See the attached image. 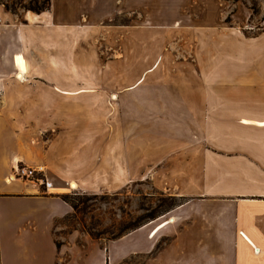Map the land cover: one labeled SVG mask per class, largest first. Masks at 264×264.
<instances>
[{
    "label": "crops",
    "instance_id": "crops-1",
    "mask_svg": "<svg viewBox=\"0 0 264 264\" xmlns=\"http://www.w3.org/2000/svg\"><path fill=\"white\" fill-rule=\"evenodd\" d=\"M205 12L203 0L0 5V264H264V30L232 43L227 70L210 56L208 74L201 41L192 68L174 40ZM18 164L42 167L44 189ZM150 177L178 198L164 215L104 243L58 241L73 215L60 194Z\"/></svg>",
    "mask_w": 264,
    "mask_h": 264
},
{
    "label": "rangeland",
    "instance_id": "rangeland-1",
    "mask_svg": "<svg viewBox=\"0 0 264 264\" xmlns=\"http://www.w3.org/2000/svg\"><path fill=\"white\" fill-rule=\"evenodd\" d=\"M203 1L206 5L205 16L202 14L191 15L189 18L191 32L187 33V37L176 33L174 40L189 45L187 46L189 53L186 52V56L191 61L192 68H197L196 60H194L196 58L195 49H197L195 46L200 40L202 45L201 56L206 58V62L204 64L201 62L199 66L204 72L211 74L215 65L209 63L210 56L221 54L223 63L216 67L220 68L221 66L227 70L232 65L227 63L225 59L233 54L231 48L233 42L252 39L264 30V0ZM0 5L8 12L15 13L28 7L46 5V0H0ZM131 18L133 17L126 16L117 18L112 22L128 23ZM262 39H264V35ZM215 41L218 48L213 47ZM177 47L183 51L181 47ZM108 50L103 46L97 48L101 57L108 56L110 51L115 53V49ZM240 50H245V47L240 48ZM173 51L179 54L176 49ZM206 82L208 87L214 86L213 78H206ZM65 193L70 195L76 209L72 216L56 222L54 233L58 241L64 239L67 232L77 230L104 243L124 232L138 228L143 222H151L159 218L174 203L178 202V198L170 196L165 187L161 189L153 186L151 177L138 183L130 182L115 191L82 192L70 190ZM152 225L148 227L151 228ZM161 233V236L155 239L153 252L163 247L168 240L165 232ZM126 262L133 264L135 262L134 257H128Z\"/></svg>",
    "mask_w": 264,
    "mask_h": 264
},
{
    "label": "built area",
    "instance_id": "built-area-1",
    "mask_svg": "<svg viewBox=\"0 0 264 264\" xmlns=\"http://www.w3.org/2000/svg\"><path fill=\"white\" fill-rule=\"evenodd\" d=\"M42 167H28L26 165L18 164L16 167H14L13 175L17 178H23V179H31L35 180L38 183H44V176L43 178H36L38 174L42 175Z\"/></svg>",
    "mask_w": 264,
    "mask_h": 264
},
{
    "label": "trees",
    "instance_id": "trees-1",
    "mask_svg": "<svg viewBox=\"0 0 264 264\" xmlns=\"http://www.w3.org/2000/svg\"><path fill=\"white\" fill-rule=\"evenodd\" d=\"M48 6H49V0H46V5H43V6H36V7H28L27 9H30V10H32V11H36V12H39V11H41V10H45L46 8H48ZM43 178V175H41V174H38V176H36V178ZM40 187H41V189H44V183L42 182V183H40ZM60 197L64 200V201H66V202H68L70 205H71V207L73 208V211H75V209H76V205H75V203L73 202V200L71 199V197H70V195L68 194V193H62V194H60ZM177 203V202H176ZM176 203H174L173 205H175ZM144 223V222H143ZM143 223H141V224H143ZM140 224V225H141ZM128 232V231H127ZM127 232H124V233H122L121 235H123V234H125V233H127ZM120 235V236H121ZM120 236H117V237H113L112 239H115V238H118V237H120Z\"/></svg>",
    "mask_w": 264,
    "mask_h": 264
}]
</instances>
